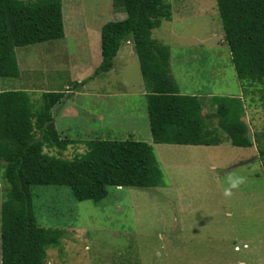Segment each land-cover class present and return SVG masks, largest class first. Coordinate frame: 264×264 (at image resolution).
I'll return each mask as SVG.
<instances>
[{
    "label": "rangeland",
    "instance_id": "rangeland-1",
    "mask_svg": "<svg viewBox=\"0 0 264 264\" xmlns=\"http://www.w3.org/2000/svg\"><path fill=\"white\" fill-rule=\"evenodd\" d=\"M169 1L175 17L153 37L170 45L173 81L205 113L211 95L243 97L254 145L234 146L222 131L218 145L154 143L134 43L124 41L113 67L94 74L102 26L126 12L114 0H61L64 37L17 47L20 76L0 74V89L27 90L35 110L45 92L66 93L53 108L55 125L75 142L60 156L84 154L85 140L131 138L151 142L163 175L157 186L110 187L98 202L75 199L67 186L34 185L38 223L62 232L47 264H264V87H241L216 0ZM1 174L0 208L9 190Z\"/></svg>",
    "mask_w": 264,
    "mask_h": 264
},
{
    "label": "trees",
    "instance_id": "trees-1",
    "mask_svg": "<svg viewBox=\"0 0 264 264\" xmlns=\"http://www.w3.org/2000/svg\"><path fill=\"white\" fill-rule=\"evenodd\" d=\"M216 3L223 41L230 50L241 87H264V0ZM114 4L126 16L102 26V60L94 74L113 67L124 41L134 43L145 85L152 141L218 145L225 141L222 131L232 145L252 147L248 124L242 118L243 97L211 95L213 111L205 113L197 95L178 91L171 72L170 45L153 37L155 28L175 17L171 2L114 0ZM63 37L61 0H0L1 77L20 76L17 47ZM65 94L61 90L45 92L42 106L35 110L26 90L11 86L0 90V168L2 179L9 184L0 208V264H47V250L60 244L61 230L38 223L32 198L34 185L67 186L75 199L98 202L107 196L110 187H150L161 182L163 172L151 142L93 138L85 140L84 154L60 156L75 142L62 137L55 125L53 108ZM258 146L259 160L264 165V144L259 141ZM53 148L56 154L49 153L48 149Z\"/></svg>",
    "mask_w": 264,
    "mask_h": 264
},
{
    "label": "crops",
    "instance_id": "crops-1",
    "mask_svg": "<svg viewBox=\"0 0 264 264\" xmlns=\"http://www.w3.org/2000/svg\"><path fill=\"white\" fill-rule=\"evenodd\" d=\"M65 35V34H64ZM173 77V76H172ZM19 78V77H18ZM16 89H18V87L16 88ZM1 90V89H0ZM21 90V89H20ZM27 91V90H26ZM178 91H179V89H178ZM181 94H186V93H182L181 91H179ZM187 95H194L193 93L192 94H187ZM68 111V109L66 110V112Z\"/></svg>",
    "mask_w": 264,
    "mask_h": 264
},
{
    "label": "water",
    "instance_id": "water-1",
    "mask_svg": "<svg viewBox=\"0 0 264 264\" xmlns=\"http://www.w3.org/2000/svg\"><path fill=\"white\" fill-rule=\"evenodd\" d=\"M258 156H256V158H257Z\"/></svg>",
    "mask_w": 264,
    "mask_h": 264
}]
</instances>
